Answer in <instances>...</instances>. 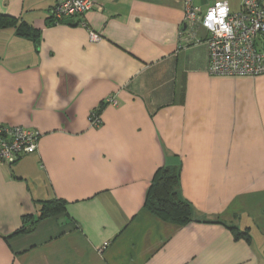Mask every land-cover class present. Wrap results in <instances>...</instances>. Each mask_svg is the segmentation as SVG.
Instances as JSON below:
<instances>
[{
  "label": "crops",
  "instance_id": "0c3cea01",
  "mask_svg": "<svg viewBox=\"0 0 264 264\" xmlns=\"http://www.w3.org/2000/svg\"><path fill=\"white\" fill-rule=\"evenodd\" d=\"M95 1L56 24L57 0H0L31 34L0 28V126L41 133L36 152L0 164V264H264V75H210L186 0ZM219 1L243 0L193 3ZM176 165L187 224L145 207ZM50 199L66 210L13 234Z\"/></svg>",
  "mask_w": 264,
  "mask_h": 264
},
{
  "label": "built area",
  "instance_id": "2783aa9c",
  "mask_svg": "<svg viewBox=\"0 0 264 264\" xmlns=\"http://www.w3.org/2000/svg\"><path fill=\"white\" fill-rule=\"evenodd\" d=\"M99 9L95 0H57L52 10L54 23L72 16ZM200 24L208 33L210 64L208 71L215 77L253 78L264 75V6L260 0H243L240 10L231 12L227 1H219L202 12L193 0H186L184 25ZM92 40L99 34L91 31ZM106 104L118 105L116 96ZM92 127L102 124L101 115L93 110L89 115ZM41 133L22 125L0 126V164L16 163L25 155L37 151Z\"/></svg>",
  "mask_w": 264,
  "mask_h": 264
},
{
  "label": "trees",
  "instance_id": "16d2710c",
  "mask_svg": "<svg viewBox=\"0 0 264 264\" xmlns=\"http://www.w3.org/2000/svg\"><path fill=\"white\" fill-rule=\"evenodd\" d=\"M84 15L72 17L81 18ZM6 27L17 28L22 35H31L28 30L22 28L23 24H19L16 17L0 12V28ZM33 34L34 37H36L38 32L34 31ZM104 103L105 101L102 104ZM94 110L99 114L101 112L99 109ZM181 170L182 167L176 165L164 166L156 172L146 194L145 207L163 220L179 224H187L194 219V207L190 201L182 197L180 194L179 187L181 182ZM66 205L67 202L60 199L43 201L39 215L36 218L32 215H25L23 217L22 226L13 234L33 231L41 219L66 210ZM231 228L237 238H250L247 232H240L236 227Z\"/></svg>",
  "mask_w": 264,
  "mask_h": 264
},
{
  "label": "rangeland",
  "instance_id": "374dc122",
  "mask_svg": "<svg viewBox=\"0 0 264 264\" xmlns=\"http://www.w3.org/2000/svg\"><path fill=\"white\" fill-rule=\"evenodd\" d=\"M232 4V8H237V4H238V0H233V2L231 3Z\"/></svg>",
  "mask_w": 264,
  "mask_h": 264
}]
</instances>
